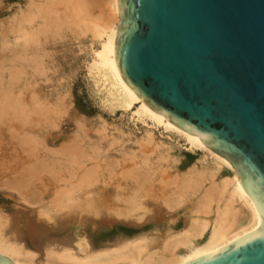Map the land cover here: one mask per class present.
I'll use <instances>...</instances> for the list:
<instances>
[{
    "label": "bare ground",
    "instance_id": "6f19581e",
    "mask_svg": "<svg viewBox=\"0 0 264 264\" xmlns=\"http://www.w3.org/2000/svg\"><path fill=\"white\" fill-rule=\"evenodd\" d=\"M119 20L118 0H0V253L17 264H182L220 249L262 223L237 167L198 134L151 107L125 80L115 51ZM65 28L90 33L80 49L86 53L85 77L100 105L112 111L123 108L135 123L148 125L136 140L145 147L152 142L157 153L143 156V164L115 172L113 164L112 171L104 166L105 171L98 168L99 160L86 163L96 158L98 140L92 150L78 146L58 123L66 90L57 92L60 83L50 70H59L56 41ZM66 72L61 74L65 83ZM82 124L78 122L77 131ZM155 127L183 138L191 148H202L204 169L166 172L175 157L161 147ZM131 150L125 154L132 155ZM105 157L101 160L107 162ZM188 197L192 204L186 210L180 203ZM120 215L123 221L142 225H129L132 238L126 241L122 232H116V238L104 241L100 250L81 231L73 235L70 230L72 224L79 228L78 222L86 226ZM59 228L66 233L46 235L47 260L36 262L27 244L36 245L41 236Z\"/></svg>",
    "mask_w": 264,
    "mask_h": 264
},
{
    "label": "water",
    "instance_id": "95a60500",
    "mask_svg": "<svg viewBox=\"0 0 264 264\" xmlns=\"http://www.w3.org/2000/svg\"><path fill=\"white\" fill-rule=\"evenodd\" d=\"M116 59L151 107L236 167L262 223L182 264H264V0H118ZM0 264H17L0 253Z\"/></svg>",
    "mask_w": 264,
    "mask_h": 264
},
{
    "label": "rangeland",
    "instance_id": "374dc122",
    "mask_svg": "<svg viewBox=\"0 0 264 264\" xmlns=\"http://www.w3.org/2000/svg\"><path fill=\"white\" fill-rule=\"evenodd\" d=\"M12 1L17 2L18 0H12ZM89 38H90L89 32H87V33L75 32V31H72L71 29H68V28H65L64 30H62L60 32V34L57 35L56 53L55 54L57 56V60H58L57 63L59 65V66L58 65L57 66L59 67V70H57V72H54V73H52V70H50V72H51V74H53V77H56L55 81L60 83V85L56 88L57 92L59 90H61V91L66 90L63 93L65 97L62 96L63 99H62L61 103L64 104V102H67V104L65 103L64 105H62L61 103H60L61 105L59 104L61 112L59 113V115L57 117L58 123H60L63 126V129L66 131V133L69 137H70V135L72 136V137H70L71 139L75 138L74 141L76 140V143L78 144V146H82V147L84 146V148L92 150L94 148H91V145L95 144L94 141H96V140L100 141V142L96 141L97 145H99V146H97L96 144L94 145V146H96V149H97L96 153L94 154V157H96V158L94 160L89 158L86 161V163H92L94 161L99 160L98 162L100 165H98V168L101 170L104 169L105 171H107L108 169L109 170L111 169L110 171H112V164H113V167H114L113 169L115 172H118L119 170L121 172L123 170H127V169L130 170L128 168L129 166L132 169L134 166H136V164L138 165V163L143 164V159H142L143 156H145L146 154L148 155V153H149V155L155 154V153H157V150L155 149V147H153L152 142L145 144L147 146V147H145L144 144H142V142L139 143V141L136 140L148 131L147 130L148 129L147 124H144L141 122L135 123L131 119L129 114L123 108H117L114 111L104 109L100 105V103L96 100V98L94 97V95L90 89V86L87 82V79L85 77V66L83 65V61H82V59L84 58L86 53L84 50L80 49L82 42L87 41ZM69 63H71L74 67L73 68L70 67ZM66 70L69 72V75H68V77H67L68 79L65 83L64 78H61L62 77L61 74L66 72ZM69 102L71 104H69ZM63 106L65 108H63ZM66 107H67V109H66ZM131 110L132 109H130V111ZM71 115H74L75 117L71 116ZM76 120L78 122L81 121L82 123L84 121V125L83 124L82 125H83V128H85V129L81 128L79 131H77L76 129L78 128L77 127L78 122ZM87 128H88V130H87ZM84 130L86 132H84ZM153 133H154V136L161 142V147H166L167 151L169 153L173 152L172 155H174V157H175L174 158L175 160L173 159L174 160V162L172 164L173 167L171 166L169 169L166 170V172L176 173L178 170L189 169V168H194V167L198 168L200 170L204 169L203 167H204L205 162H204V158H202L204 155V151L202 148H200V147L191 148L189 146V144H187L184 141L183 138L181 139V137H179V136H177V135H175L169 131H162L161 127H155ZM75 134H77V135H75ZM78 134H80L82 136V139H81V136L79 137ZM101 134H102V136H100ZM84 135H88V136L86 137ZM94 135H96V136H94ZM116 135L117 136L119 135V136L117 137ZM110 137L111 138L112 137L117 138V141H116V139H113V138L111 140ZM70 138L68 139V142L71 141V143H73ZM89 138H90V141L92 143H90ZM84 140H87L86 143ZM110 140H111V144H113V145L110 144V146H109L108 143H110ZM113 140H115L116 142H114ZM114 145L117 147H115ZM101 146H102V148H101ZM113 147H115V148H113ZM106 149H109V150H106ZM130 149H132L131 153L133 152L132 155L130 154L131 157L129 156V154H128V156L125 154L127 152L130 153ZM141 149H142V152H141ZM143 149H145L144 152H143ZM148 149H149V152L147 151ZM117 150H120L122 152H120V151L118 152ZM93 151H95V150H93ZM93 151H92V153H94ZM102 152L103 153L106 152L105 154L107 156L110 155V158H108L109 156L107 157L106 155L102 154ZM123 152H124V154H123ZM143 153H145V154H143ZM97 154H99V155H97ZM121 154H122V156H121ZM134 154H136V155H134ZM101 155H104V156L101 157ZM116 155L118 156L117 157L118 159L116 158ZM105 156L107 157V159ZM114 156H115V158L113 159L112 157H114ZM123 156H124V158H123ZM104 157L107 160V162L105 160H101L102 158L104 159ZM127 157L128 158L130 157V158L128 159ZM133 157H135V158H133ZM176 157H178V158H176ZM140 158L142 159L141 162H140V160H141ZM116 159L118 162L114 161ZM110 160H111V165H110ZM112 161H114L115 163L114 162L112 163ZM108 162H109V164H108ZM129 162L130 163L133 162V163H131L132 166L129 164ZM102 163H105V164L103 165ZM127 163H128V165H127ZM120 165H122V166H120ZM124 165H125V167H124ZM104 166H106L107 168L109 166L110 167L107 169ZM115 166H116V168H115ZM176 168H177V170H176ZM206 175H207V172L205 171V176ZM191 204H192L191 197H188L187 199H185L183 202L180 203V206H184L185 209L188 210L191 208ZM187 215L192 217L193 213L187 212ZM123 218H124V216L120 215L118 218H116L115 220H111V221L108 220V221L98 222V221L92 220V222H88L86 224V226H85V223L78 222L77 224L79 225V228H76L72 224L70 226V230L71 229L73 230V232H72L73 235L74 234L77 235V231H81L82 232L81 235H83V237H85L89 241L90 245H92V247L95 250H100L103 247L102 243L104 241H109V240L113 241L116 238L115 237L116 232L117 233L122 232L125 235V237L122 239L126 241L127 239L132 238V236H129L130 234H132L130 227L132 225L133 226L142 225L141 221H139V222L133 221L132 222L128 219H126L128 221H123L122 220ZM191 219H193L195 221L196 218H195V216H193V218H191ZM129 225H131V226H129ZM98 228H101V230L105 231L106 233H101V231L99 233ZM66 230L67 229H63V228L52 229L48 233L41 236L39 238V239H41V241L39 243H37L36 245H28L27 244V248L32 250L35 253L34 256H35L36 262H44L47 260V257H48L47 246L48 245L46 242L47 241L46 235L53 234L54 236H63L66 233ZM76 241H77V239L74 240L73 244H75ZM74 249H76V248H74ZM56 250L61 251L62 249L61 250L56 249ZM78 250L79 249H76L74 251H77V253L81 254V255L85 254L84 250H79V251Z\"/></svg>",
    "mask_w": 264,
    "mask_h": 264
}]
</instances>
